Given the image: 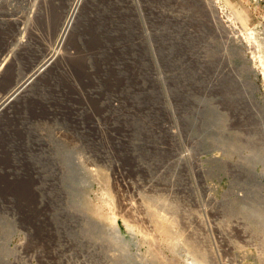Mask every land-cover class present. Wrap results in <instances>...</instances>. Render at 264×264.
Wrapping results in <instances>:
<instances>
[{"label":"rangeland","instance_id":"1","mask_svg":"<svg viewBox=\"0 0 264 264\" xmlns=\"http://www.w3.org/2000/svg\"><path fill=\"white\" fill-rule=\"evenodd\" d=\"M3 76L0 264H264V0H0Z\"/></svg>","mask_w":264,"mask_h":264},{"label":"bare ground","instance_id":"2","mask_svg":"<svg viewBox=\"0 0 264 264\" xmlns=\"http://www.w3.org/2000/svg\"><path fill=\"white\" fill-rule=\"evenodd\" d=\"M21 35H22V33H21ZM19 38H20V37H19ZM16 39H17V38H16ZM20 39H21L22 44L26 46V41H25L23 38H20ZM18 41H19V40H18ZM17 43H18V42H17ZM18 46H19V45H18ZM13 71H14V70H13ZM3 80H4V76L2 77V79H1V81H0V90H1L2 88H4L3 91H6V90L12 88V86H11V85H12V81H9V82L6 83L5 86H2L1 83L3 82ZM6 80H7V78H6ZM28 82H29L28 80H25L23 83H21L20 86L18 87V89H15V90H14L12 96H13V95H16V94L18 93V90L21 89V88H23V87H25V86L28 84ZM15 86H16V85H15ZM15 86H14V87H15ZM8 102H10V99H8V100L6 101V103H4V104H0V109H1V108H5V106L7 105Z\"/></svg>","mask_w":264,"mask_h":264}]
</instances>
